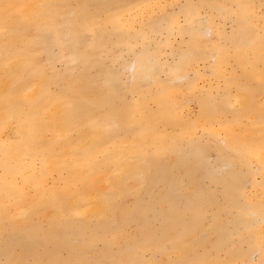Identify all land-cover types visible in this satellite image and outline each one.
I'll list each match as a JSON object with an SVG mask.
<instances>
[{"label":"bare ground","instance_id":"bare-ground-1","mask_svg":"<svg viewBox=\"0 0 264 264\" xmlns=\"http://www.w3.org/2000/svg\"><path fill=\"white\" fill-rule=\"evenodd\" d=\"M0 264H264V0H0Z\"/></svg>","mask_w":264,"mask_h":264},{"label":"rangeland","instance_id":"rangeland-1","mask_svg":"<svg viewBox=\"0 0 264 264\" xmlns=\"http://www.w3.org/2000/svg\"><path fill=\"white\" fill-rule=\"evenodd\" d=\"M193 109H194V110H193ZM192 110H193V111H196V107H195L194 105L192 106Z\"/></svg>","mask_w":264,"mask_h":264}]
</instances>
